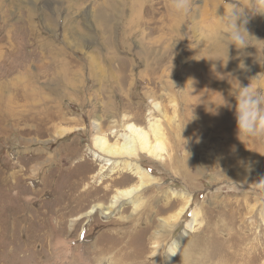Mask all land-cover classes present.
<instances>
[{"label":"rangeland","instance_id":"374dc122","mask_svg":"<svg viewBox=\"0 0 264 264\" xmlns=\"http://www.w3.org/2000/svg\"><path fill=\"white\" fill-rule=\"evenodd\" d=\"M233 9L249 36L227 52ZM248 85L264 110V0H191L186 16L169 0H0V264H192L198 234L210 259L238 264L253 243L264 264V135L237 131L256 119ZM129 122L162 132L158 155L130 158L153 180L138 209L87 215L136 184L94 157Z\"/></svg>","mask_w":264,"mask_h":264},{"label":"bare ground","instance_id":"6f19581e","mask_svg":"<svg viewBox=\"0 0 264 264\" xmlns=\"http://www.w3.org/2000/svg\"><path fill=\"white\" fill-rule=\"evenodd\" d=\"M27 94L28 93H25L24 95L26 96ZM26 98H27V96H26ZM155 108L156 109L158 108L157 104L155 105ZM123 129L125 131L124 134H121V137L123 138V140L120 142H117V143L116 142L115 143L109 142L105 136H96L95 146L97 147V150L100 151L101 153L97 152L96 154H94V157L95 158H104V157L108 158L105 160V162L103 164L104 166L110 165L113 163V160L121 158L123 161L126 162V164L124 166H122V160H119L116 163V165L119 167L122 166V168L125 167L126 171H128L132 176L134 175L137 179L136 184H134L132 186H128L126 188L116 190V192L112 194L110 202L106 206H104L101 203H97V204L93 205L89 211H87V215L94 212V210L100 209L102 207L105 208V212H104L105 214L110 213L122 201H128V200L132 203L134 210L138 209L140 207V203L138 202V197H137L138 192L141 189L145 188L148 185V183L152 182V180H153V177L145 170L146 168H144L141 164L139 165L138 163H134L132 160H130V158H134L141 153H146L147 155H150V156H154L156 154L157 155L159 154V152L162 149V144H163L162 142L163 141L161 139H159V136L162 135V132H160L158 125L155 122H151L149 124V128H148L152 132V135L155 136V139L158 138V139L154 140L155 142H152L149 139V132L146 129H144L141 126L136 125L135 123H132V122L126 123V124H124ZM110 134H115V130L112 129L110 131ZM100 154H103L102 155L103 157L102 156L100 157ZM110 158H113V159H110ZM104 166H102V168L98 171V174L102 173ZM113 170H114V168H113ZM191 201L192 200H191L190 196H188L187 198H184L183 201L180 200L179 202L183 204L182 207L179 208L178 210H176L174 213L170 214L169 220L171 222L175 223L180 214L183 215L186 213L188 207L191 205ZM195 214H196V212L192 209V211H191V216L193 219L192 224L198 223L197 222L198 219L195 216ZM143 231H145V230L143 229ZM123 235H125V233H123ZM240 235H242V234H240ZM197 237L201 239L204 248L202 249L201 247L197 246V248L200 249L201 253L198 254L199 255L198 258H196L192 264H225V263H222L223 260L220 261L219 260L220 258H218V257L213 258V259H215V261L213 259H210L211 257L209 255V250H206V248H209L210 245L213 244L212 239L215 240L214 238L209 236V238H206L205 242H203V238L201 237V234L196 235V241L199 240ZM240 237H242V236H240ZM142 238H143V236H142ZM145 239H146V237H145ZM206 240H207V242H206ZM237 240H239V239H237ZM195 243H197V242H195ZM239 244H241V242L238 241V245ZM252 244L253 243H251L250 245L249 244L246 245L245 250L239 249L240 251H242L239 253L237 250L236 251H233V250L230 251V252H233V253L236 252V253H234L235 254L234 256L229 254V257L232 258L233 261H234V259H238L237 260L238 264H261V262H259L261 252L256 253L254 251L256 246L252 245ZM212 250H213V248H212ZM169 251L172 255L174 252V247L170 246ZM227 251H229V250H227ZM259 251H260V249H259ZM141 252H142V250H141ZM124 253L121 256H122V258H126L127 260L128 259H131V260L136 259L141 254V253H138V254L133 255V253H131L129 251H126ZM212 256H214V254ZM30 260H32V259L30 258ZM228 260L230 261V259H228ZM170 262H171L170 260H165V264H170ZM128 264H130V263H128ZM151 264H157V263L153 262Z\"/></svg>","mask_w":264,"mask_h":264},{"label":"clouds","instance_id":"9594fccd","mask_svg":"<svg viewBox=\"0 0 264 264\" xmlns=\"http://www.w3.org/2000/svg\"><path fill=\"white\" fill-rule=\"evenodd\" d=\"M170 9L177 15H188L191 11V0H169ZM242 14H237L233 9L226 14V19L224 16L221 17L222 22L225 24L227 31L222 33L228 40V46H235L237 49H242L247 46L245 43L246 36H249L247 30L244 28V23L246 20L241 19ZM238 20L240 23H238ZM241 67H244L242 64ZM250 85L246 87H241L245 91V96H251L253 100L256 101L255 104L250 106V110L256 112V119L249 126H244L237 120V131L239 134L245 136H261L264 135V110L261 107L260 101V91L249 92ZM192 119L194 117L192 116Z\"/></svg>","mask_w":264,"mask_h":264}]
</instances>
